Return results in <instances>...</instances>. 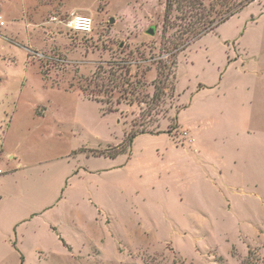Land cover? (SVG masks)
<instances>
[{"label":"rangeland","instance_id":"rangeland-1","mask_svg":"<svg viewBox=\"0 0 264 264\" xmlns=\"http://www.w3.org/2000/svg\"><path fill=\"white\" fill-rule=\"evenodd\" d=\"M200 1L0 0V220L28 264H264V0L177 52L173 90L153 61L221 2ZM112 62L143 80L130 99L95 85Z\"/></svg>","mask_w":264,"mask_h":264},{"label":"trees","instance_id":"trees-1","mask_svg":"<svg viewBox=\"0 0 264 264\" xmlns=\"http://www.w3.org/2000/svg\"><path fill=\"white\" fill-rule=\"evenodd\" d=\"M171 1V6L173 5L174 0ZM178 1V0H177ZM188 3V6L191 8V10H200L203 7V3L200 0H184ZM254 0H221L219 2L220 7L215 8V6H212L211 8V15L210 17L206 18L205 20H202V15L200 11L195 12V16L197 17V21L194 23H187L184 30L181 32V38L182 40L177 43V45L174 47L176 51L170 50V53L167 57L160 58L158 60L153 61L154 63H157V69H158V75L157 80L162 79V81L168 82L171 86V89H175V81L177 79L176 76V70L174 69L176 66L175 57L177 56V52L187 48L189 45V42L194 39L200 38L202 35H205L211 31H214L217 29L219 25L226 22L228 19H230L233 15L241 11L245 6H247L249 3L253 2ZM188 15H185V19H187ZM199 29L197 30L195 26H197ZM111 66L110 74L112 76H109V82L106 84L105 81H103V84H99L95 81V85L97 87L105 88V92H114L116 88L120 87L121 85H127V87L130 88L128 90L127 88L123 89V95L130 99L128 96L129 93H136V90L139 89L140 86H143V80L138 77V75H134L131 73V63L124 62V64H121V62H112L108 64ZM115 67L117 69H115ZM113 69V70H112ZM116 70V71H115ZM117 70H120V73H117ZM99 71V73H98ZM102 68L101 65H99L97 71L95 72V76L89 81L93 82L95 77L98 79V76L101 77ZM143 76V75H142ZM164 78V80H163ZM121 81V82H120ZM156 84V83H155ZM157 88V84L155 86ZM164 94L161 87H158L152 94V97L150 98L152 102H159L162 99V95ZM91 99H96V97L90 96ZM132 99V98H131ZM142 102H145L142 100ZM168 111L165 114V117L167 116ZM150 119H152V113L147 114ZM144 125V124H143ZM133 126V124H132ZM172 128H178V124L176 122V126ZM162 131L152 132L147 129H143L142 131L135 129L132 127L131 133L129 135V141L132 143L133 139L138 135L142 133H161ZM169 133L172 132V130L168 131Z\"/></svg>","mask_w":264,"mask_h":264},{"label":"crops","instance_id":"crops-1","mask_svg":"<svg viewBox=\"0 0 264 264\" xmlns=\"http://www.w3.org/2000/svg\"><path fill=\"white\" fill-rule=\"evenodd\" d=\"M6 1L7 0H5V2ZM20 15H22V8L18 16L21 17ZM17 17H14V19H16ZM27 22L28 24H32L30 20H27ZM6 24L7 23L3 20L2 15H0V34L2 33L1 28L3 26H6ZM6 63H8V61H6ZM7 83H9V77L7 76V73L6 75L0 73V112H4L10 108L11 102L13 100L12 98H14V96L16 95V90L12 87L10 88L9 86H7ZM185 132L186 136L190 135L187 130H185ZM189 140L194 141V138L190 137ZM3 150L4 149L1 145L0 160L1 158H3L4 155ZM4 173L5 172L0 168V179L2 178ZM15 223L16 220L14 221L13 219L9 221L0 220V264H28L27 248L25 247V245L19 240H15L13 243L12 239H10L7 233L10 228H13ZM60 239L62 240L65 246V241L68 242L66 238L61 236Z\"/></svg>","mask_w":264,"mask_h":264},{"label":"built area","instance_id":"built-area-1","mask_svg":"<svg viewBox=\"0 0 264 264\" xmlns=\"http://www.w3.org/2000/svg\"><path fill=\"white\" fill-rule=\"evenodd\" d=\"M76 16L78 17H81V18H84V19H81L79 21H77V23L79 24V27H75V26H69V21L73 20V17L70 16L66 21H65V25L68 27V29L71 31V32H74V33H84V34H87V33H90L93 29V19L92 17L89 15V14H84V13H76ZM88 18L91 19V27L89 28L88 27Z\"/></svg>","mask_w":264,"mask_h":264},{"label":"clouds","instance_id":"clouds-1","mask_svg":"<svg viewBox=\"0 0 264 264\" xmlns=\"http://www.w3.org/2000/svg\"><path fill=\"white\" fill-rule=\"evenodd\" d=\"M70 16L73 17V20L69 21V26H75V27H79V24L77 23V21L81 20V19H84V18H81V17H78L76 16V11L73 10L71 13H70ZM88 27L90 28L91 27V19L88 18Z\"/></svg>","mask_w":264,"mask_h":264},{"label":"water","instance_id":"water-1","mask_svg":"<svg viewBox=\"0 0 264 264\" xmlns=\"http://www.w3.org/2000/svg\"><path fill=\"white\" fill-rule=\"evenodd\" d=\"M110 21H111V22H114L115 20H114V18L112 17V18L110 19ZM148 32H149L150 34H154V33H155V30H154L153 28H150V29L148 30Z\"/></svg>","mask_w":264,"mask_h":264}]
</instances>
